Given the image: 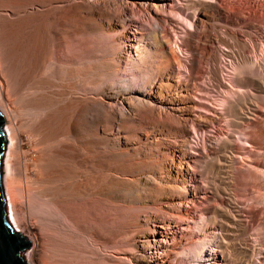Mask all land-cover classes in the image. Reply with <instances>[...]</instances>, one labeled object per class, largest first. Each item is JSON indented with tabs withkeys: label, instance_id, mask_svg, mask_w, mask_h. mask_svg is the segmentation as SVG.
<instances>
[{
	"label": "bare ground",
	"instance_id": "1",
	"mask_svg": "<svg viewBox=\"0 0 264 264\" xmlns=\"http://www.w3.org/2000/svg\"><path fill=\"white\" fill-rule=\"evenodd\" d=\"M219 3L0 0V114L9 140L4 163V184L10 191L7 195L13 191L16 178L30 180L36 184L37 193L48 196L55 206H63L64 214L74 223L80 216L87 219L94 214L92 208L102 209L111 200L132 206L144 195L133 194L141 183L152 190L153 199L157 198V207L153 206L164 214L169 208L171 214L178 208L190 214L197 202L213 199L219 188L215 181L220 177L215 169L223 167L227 178L234 170L232 131L254 126L257 131L249 132V136L256 147L264 134L263 118L250 120L247 114L249 86L264 88L262 67H257L252 57L257 45L251 30L257 32L261 27L243 13H236L234 7ZM217 22L225 24L220 33ZM97 33L102 36L100 44L88 37ZM223 66L228 74L223 73ZM224 125L229 130L221 132ZM26 140L35 143V158L27 156L33 148L29 145L19 156V144H26ZM148 150L153 151L150 158ZM115 156L134 158L137 173L150 169L156 178L147 174L129 181L120 176L116 177L117 185L115 178H97L96 184L93 180L98 174L93 179L95 171L90 173L93 164L99 166ZM260 159L264 167V153ZM34 165L39 174L32 172ZM205 188L211 193L202 191ZM13 198L9 196L6 218L17 230L21 219ZM203 210L213 212L210 223L221 231L198 236L194 247L188 239L176 237L181 230L174 220H163L155 210L133 211L129 236L132 248L122 250L129 260L123 264H176L184 249L200 261L206 256L208 264H253L249 256L254 245L245 234L241 213L238 217L217 213L215 206ZM244 213L251 212L246 209ZM216 214L221 216L219 221ZM101 221L99 225L104 226ZM25 224L33 234L25 237L33 247L29 255L36 258L42 233L33 221ZM238 234L244 235L241 242L231 239ZM227 236L232 243L228 244ZM239 249L243 259L236 262L230 252Z\"/></svg>",
	"mask_w": 264,
	"mask_h": 264
},
{
	"label": "rangeland",
	"instance_id": "2",
	"mask_svg": "<svg viewBox=\"0 0 264 264\" xmlns=\"http://www.w3.org/2000/svg\"><path fill=\"white\" fill-rule=\"evenodd\" d=\"M216 1L218 3L220 2L219 4H221L223 6L225 5V7H229V6H232L231 8L234 7L233 9H234V11L236 10L235 11L236 13H239V14L243 13V15L246 18L248 17L247 20H251L254 23H257V24L260 25L261 29L258 30L257 32L251 30V34H252L253 38H255V44L258 46V47L255 46L256 47V49H255L256 51L252 52L253 53L252 57L254 59V62L258 63L257 67L258 66H259V68L262 67L260 70L263 71L261 76H262L263 81H264V74H263L264 73V0H216ZM246 14H247V16H246ZM222 24H223L222 22H217V25H218L217 32H219V33H220V30L222 29V27H224V25H225V24H223V25ZM95 34H92V35L90 34L88 36L89 40H92L93 42H95V44H100V40H101L100 38H102V36H99L100 35L99 33H97V35H95ZM260 37H261V41H260ZM259 63H260V65H259ZM222 71H223V73L228 74V72H227L228 70H227L226 67L224 68V66L222 68ZM254 73H255V71H254ZM254 73H253L254 76H252V74H251L252 77H255L256 73L255 74ZM249 90L248 91L250 92L249 93L250 94V98H249L250 100H249V103H248V106H249L248 110L249 111H248L247 114H248L250 120H255V119H253V117L257 118L258 120L263 118L262 120L264 122V105H263L264 104V88L263 87L259 88V87H256L254 85H251V86H249ZM252 92H253V94H252ZM254 93H256V95H254ZM256 103L261 105V106L257 105ZM262 106H263V110L261 108ZM223 128H224V130H222L221 132L226 131L228 129V127H226L225 125L223 126ZM249 128L250 129H248V130L247 129L246 130H242L243 132L240 131V130L238 131L236 129H235V131H232L233 129L231 130L232 131V135H233V139L235 141V146H236V153H235L236 156H235L234 162H233L234 170H231V173H229V176H231V175L232 176L231 177L228 176V178L225 177V175L227 176L228 174L225 173V169L223 167L221 168L222 165L220 164L219 167L221 169H219V168L215 169V170H217V169L219 170V172H217V177L220 176L215 181L216 184L218 183L217 185L219 187L218 191H217V193L215 195L216 197L214 196L213 199H211L212 197L209 198V199H205V200H203L202 203L197 202L198 206L195 209H192V213H190V214L184 213L183 209H180V208L176 209L175 213H172L174 216H172L171 211H170V209H172V208H169V211L167 212V213H170L169 215H167V213L164 214L163 212H161V210L159 211V209L156 208L157 207V205H156L157 198L153 199V197L151 195L153 193L152 190H149V188L148 189L145 188V187H148V186H146L145 184L143 185L141 183L139 185L140 186L139 190L135 191V189H134V191H133L134 195H136V193L144 194V195L141 196V199L136 201V203L134 202L133 205L134 206L136 205L135 207H132L133 205L132 206L128 205V204H126L125 202H122V201H118L119 203L118 202L116 203V202L111 200V204L109 203V205L111 207L108 205V203H106V205L102 209H100L98 207V209L96 208L97 210L95 208H94L95 209L94 210L92 208V203H93L92 202L90 205H91L92 210L94 211V214L92 212L93 215H90L87 219H86V217L83 218V217L80 216V217H78L79 220H76V222L74 223V222H71L66 217V215L64 214L63 206L61 207L59 204L57 206H55L53 204V201H51V199H49L48 196H45L43 193H37L36 192L35 188L37 186H36L35 183L33 184V182H31L30 180H26V179H22V180L20 179L21 180L20 181V180H18L16 178L17 181L15 180L14 181L15 184L13 183V185L11 187L13 191L11 192V194L10 193L9 194L11 195L12 198L15 196L13 198V200H14L13 202L15 203L16 210L19 212V213L17 212L18 213L17 215H18V217H20L19 219H21V220H19L20 221V224H19L20 228H18L17 231L20 234L24 235V237H29L30 238L33 234L31 235V233L26 229V227H25L26 224L25 223L27 221H29V222L33 221V224L35 225L36 230L38 229L37 231L39 232V230H40L41 233H42L41 234V240H40L41 241L40 242L41 245H40V247L38 249L39 252L36 255V258H31V256L29 255L30 252H31L30 250H32V248H33L31 244H30L29 247H26V248H24L21 251L22 258L24 259V261L27 264H55V263L56 264H64V263H66V264H70V263L71 264H123L125 261L129 262L128 258L126 259L125 255L122 254L121 252L124 249L127 250V247H128V249L132 248L133 240H132V238H130V240H129V236H131L130 231L132 230V229H130V225H131L132 220H133L132 219V213L134 214V212H136V211L137 212L140 211L141 213L142 212L145 213L147 211L148 212H153L155 210L156 212L154 211V213L160 215V217H163L164 218V219L162 218L163 220H165V219L166 220H169V219L170 220H174V222H175L174 224L178 225L179 230H181L176 235V237L177 238L182 237V239L184 241H186L188 239V241L191 242V246L190 247H194V246H197L195 241H196L198 236H201V238H202L203 235H206V236L210 235L211 236L212 232L221 231V230H219V226L214 228L212 226L213 224L210 223V221H211L210 219L212 218V216H214L213 212L205 213V211L203 210V207H205V206H211V207L215 206L216 209H217V213L226 212V213H229L230 215H232L233 217H236V216L238 217V215H237L238 212L241 213L240 218L242 219V222L244 224V231H246L245 234L250 239L249 240V243H251L250 245H252V244L254 245V249H253V252H252L253 255L251 254L249 256V257H251V258H249L251 260L250 262H252L253 264H264V185H263L264 184V170H263L264 167L261 165V159H260L261 155L264 153V151H263L264 150V147H263L264 146V143H263L264 142L263 141L264 140V137H263L264 134L262 136H260L261 139L258 138L259 139L258 140L259 147H256L254 145V143L252 142V140L250 139L249 132H252L254 130L257 131V130H256V128L254 126L253 127L250 126ZM245 131H247V132H245ZM25 135H27V133ZM215 139H216V142L219 141V137L216 136ZM5 140L6 141H5L3 150H2L1 160H0V163H1L0 172H1L2 189H3V193H4V196H5V199H6L5 200L6 201V206L4 205V210L6 212L7 206H9V196H10V195L9 196L7 195L8 192H10V191H8L6 189L5 184H4V175H5L4 163H5V157H6V154H7V151H8V146H9V140H8V136L7 135L5 136ZM248 142H249L250 145H248ZM251 144H253L254 146L251 145ZM19 145H20V147H19V150H20L19 151L20 152L19 156L22 157V155H23L22 151L25 149V145H29V147H33L32 150H31L32 154L29 153L27 155V156H29V158H31L32 155H33L32 158H35L37 156L36 155L37 154V149L34 148L35 143L33 141L26 140V144H22V145L19 144ZM258 150L259 151L262 150V152L260 151L261 154L259 153ZM17 152H18V150H17ZM147 152H148V154H147L148 157L149 158L152 157L153 151L148 150ZM240 156H242L243 159H241ZM245 157H248V158L245 159ZM107 159L105 160L104 163H106V164L110 163L109 165H106L104 163H100L99 166L97 165L98 163H94L93 164L94 165L93 168H92L93 170L91 169L90 173H92L93 171H95L97 173L93 172L92 173L93 175L91 174V176L94 179V177L98 174L97 175L98 177H95L94 180L91 179V181L92 180L95 181L96 184L98 183V181L100 179L103 180L104 178L107 179L106 181H109L110 179H114L115 178L114 181L116 183V182H119L117 180H119L120 176H121L120 179L129 180V181L130 180L136 181V179H137L136 177H141V176L143 177L145 175L147 176V174H148V176H154L156 178V174H154L155 172L150 170V169L148 171L145 170L142 173H137L136 172L137 165H134V164H136L135 159L134 158L131 159V157H129V156H124V157L123 156H117V157L115 156L112 159L111 158H107ZM32 162H30V163L36 164L34 161H32ZM101 164H103V165L101 166ZM113 165L117 166L120 170L117 167H114ZM34 166L35 167L32 170V172L39 174V168L36 167V165H34ZM103 166H105V167H103ZM107 166L108 167L110 166V168L108 169ZM94 167H95V170H94ZM112 167H114V168H112ZM99 168H101V169L99 170ZM124 168L128 172L124 171ZM97 169L99 170V172H98ZM114 169H116V170H114ZM145 172H147V173H145ZM101 173H102V177L103 178L100 177ZM143 173H144V175H143ZM259 173H261V174H259ZM133 175H134V177H133ZM106 176L108 178H106ZM110 176H111V178H110ZM116 177H119V178H116ZM157 180H158V178H157ZM93 181H92V183H94ZM219 181H220V183H219ZM21 182L23 183V185H22ZM115 183H114V185H117V183L116 184ZM19 184H21V185H19ZM96 184H93V185H96ZM14 185H16V186H14ZM28 186H31V187H28ZM11 188H10V190H11ZM16 188L17 189L19 188L20 190L18 189L19 190L18 191ZM219 189H220V191H219ZM202 191H205L206 193H209V194L211 193V190L208 189V188L202 189ZM218 192H219V194H218ZM261 194H263V195H261ZM21 196H22L23 199L21 198ZM15 198H16V200H15ZM261 198H263V200ZM143 199H145V200H143ZM142 201H145V202H142ZM107 202H110V200L107 201ZM149 205L150 206L155 205L156 207H154V206L150 207ZM125 206H126V208L128 206L129 207L126 209V208H124ZM158 206H159V204H158ZM131 207H132V209H131ZM129 208H130V210L132 212L130 210H128ZM238 209H239V211H238ZM246 209H249V211L251 213L245 214L244 210H246ZM37 210H38V212H37ZM109 210H111V211H109ZM97 211L99 212V214H98ZM101 211L104 212L103 216H102L103 212H101ZM29 215H30L31 218L29 217ZM31 215H33V217ZM110 215H111V217H110ZM170 215H171V218H170ZM175 215L177 216V218H176ZM191 215H193L195 217V219H193L191 217ZM47 216H49V217H47ZM167 216H169V218ZM91 217H92V220H91ZM125 217L128 218V219H126V222H125ZM186 217H188V218H186ZM220 217H221L220 215H217V218L216 217L215 218L217 219V221H219ZM22 218H23V220H22ZM32 218H33V220H32ZM95 218H97V219H95ZM102 218H104L103 222L101 221ZM86 220H87V222H86ZM22 221H23V223H22ZM100 221H101V223L104 226H100L99 225ZM114 221L116 222V224H115ZM66 223L67 224L71 223V225L68 224V226H66L67 225ZM64 224H66L65 225L66 227H64ZM79 225L81 226V229H79V228L77 229V226L80 227ZM232 225L233 224H231L230 226H232ZM70 226L71 227L73 226L72 227L73 229L72 228L69 229ZM83 226H84V228H82ZM109 227H110V229H109ZM181 227H182V229H181ZM14 229L16 230L15 226H14ZM59 229H62L63 231L62 230L61 231L64 232L65 235L62 232H61L62 233V235H61V233H59V231H60ZM67 230H68V232L70 231V233L72 232V234L68 233ZM75 231H77V232H75ZM98 231H100V232H98ZM113 231H115V232H113ZM186 234H187V236H186ZM231 234H233V233H231ZM42 235H43V237H42ZM98 235H99V237H98ZM186 237H188V238H186ZM231 239H234V240H237V241L241 242L244 239V235L243 234L232 235ZM226 241L228 242V244L231 242L230 236L226 237ZM88 243H90V244H88ZM57 245H58L59 248L57 247ZM121 248H123V249H121ZM119 249L121 251H119ZM106 251H108V252H106ZM132 251H133V249H132ZM184 251H185V249L179 253V255H180L179 256V261L176 262V264H196V263L197 264L198 263L199 264H208V263L205 262V259L207 258L206 256L203 259H201V261H200L198 256L190 257L191 255L185 253ZM100 252H101V254H100ZM107 253H108V255H107ZM68 255H69V257H68ZM110 255H112L113 257L110 256ZM185 255H186V257H185ZM120 257L123 259L122 260L123 262L121 261ZM242 257L243 256L241 254V250L240 249L236 250V251L232 250L230 252V258L233 259L236 262L238 260H240ZM125 264H128V263H125Z\"/></svg>",
	"mask_w": 264,
	"mask_h": 264
},
{
	"label": "water",
	"instance_id": "3",
	"mask_svg": "<svg viewBox=\"0 0 264 264\" xmlns=\"http://www.w3.org/2000/svg\"><path fill=\"white\" fill-rule=\"evenodd\" d=\"M3 124L4 119L0 114V160L6 141ZM4 205L5 196L2 189L0 172V264H27L21 256V251L29 247L31 242L9 224L6 219Z\"/></svg>",
	"mask_w": 264,
	"mask_h": 264
}]
</instances>
